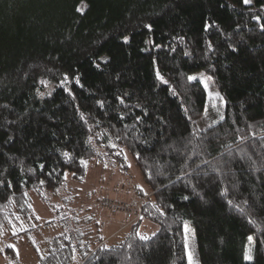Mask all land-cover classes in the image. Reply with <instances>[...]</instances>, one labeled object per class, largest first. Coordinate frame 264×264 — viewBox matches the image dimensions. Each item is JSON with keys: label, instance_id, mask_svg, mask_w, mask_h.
Returning a JSON list of instances; mask_svg holds the SVG:
<instances>
[{"label": "trees", "instance_id": "1", "mask_svg": "<svg viewBox=\"0 0 264 264\" xmlns=\"http://www.w3.org/2000/svg\"><path fill=\"white\" fill-rule=\"evenodd\" d=\"M261 24L264 0H0V181L11 183H0V237L39 220L30 193H57L102 150L126 149L148 187L135 193L138 221L106 244L68 229L40 264H191L188 231L200 264H264ZM199 71L221 112L187 79ZM145 221L159 226L150 241L137 235L153 236ZM4 253L16 262L13 245Z\"/></svg>", "mask_w": 264, "mask_h": 264}, {"label": "rangeland", "instance_id": "2", "mask_svg": "<svg viewBox=\"0 0 264 264\" xmlns=\"http://www.w3.org/2000/svg\"><path fill=\"white\" fill-rule=\"evenodd\" d=\"M195 75L207 82L209 102L221 112L224 102L214 79L200 71ZM117 155H123L124 162L116 161ZM117 155L111 156L102 150L89 162L81 180L68 173L57 193H30L34 215H38L39 220L27 223L22 220L16 224L14 231L20 233L16 240H11L9 234L0 237V264L10 263L9 255L4 253L6 243L15 248L17 260L14 264H40L48 249V241L68 229L70 233L78 228L81 232L76 230L74 234H83L86 241L94 235L97 239L100 233L105 244L117 241L119 235L127 232L140 218V201L135 193L147 191L148 187L129 150L119 151ZM158 229L159 226L152 221L141 224V231L148 235ZM187 236L191 264H200L193 231H188Z\"/></svg>", "mask_w": 264, "mask_h": 264}, {"label": "snow or ice", "instance_id": "3", "mask_svg": "<svg viewBox=\"0 0 264 264\" xmlns=\"http://www.w3.org/2000/svg\"><path fill=\"white\" fill-rule=\"evenodd\" d=\"M251 3H252V0H243V4H245V5H249V4H251ZM77 11L82 13V12L84 11V9L78 7V8H77ZM253 18H254L255 20H257V21H259V19H260L259 16H254ZM145 27L148 28V29H151V28H152V25H151V24H147V25H145ZM211 27H214V25L209 24V23H205V25H204V29H205V30H208V29L211 28ZM260 27H261L262 29H264V24H261ZM130 39H131L130 36H124V37H123V41H124L125 43L129 42ZM208 50H209V51H212V48H211V45H210V44H209V49H208ZM185 54L187 55L188 53H185ZM108 62H109L108 59H105L104 57H101V58H100V63L107 64ZM95 66H96L97 68H99L100 65H99V64H96ZM157 75H158V77L163 81L164 84H167V83H168V81H167V80H164L162 76H159V73H157ZM67 78H68V77H67V73H64V80L61 82V86H63V84L67 81ZM74 79H76L77 84H79V79H78V78H75V77H74ZM187 79H188L189 81H191V82L203 83V85H204L205 88L208 87L207 82H206V81H203L202 77H198L197 75H190V76L187 77ZM39 83H41V84H45L46 82H45L44 80H40ZM36 95H37L40 99H43L44 96H45V93H44V92H40V91L37 89ZM47 95H48V96H51V95H52V92H51V91L47 92ZM70 95H74V94L70 92ZM117 99H118V101H119L120 104H123V103H124V97H122V96H121V97H117ZM97 104H98V106H99L100 108H103V107H104V101H103V100L98 101ZM5 107H7V106H5ZM136 107L139 108L140 105L138 104V105H136ZM145 115H147L146 112H145ZM81 119H84V117H83L82 114H81ZM121 119H123L122 116H121ZM135 119H136V120H141V117L137 116V117H135ZM219 119L222 121V120H224V117H223V116H220ZM10 123H11V122H10ZM66 139H67V137H66ZM113 147H115V145H113ZM64 155H65V156H68L69 154H68V153H64ZM85 163H86V162H85ZM38 167H39V169L41 170V172H43V171L45 170V165L42 164V163L39 164ZM30 171H32V170H30ZM158 174H163V173L158 172ZM47 175H48L49 180H50V179H51V176H52V173L49 172ZM177 179H180V178L178 177ZM0 183H5L7 187H11V183H10V181H8V182L0 181ZM40 183H44V181H40ZM165 187H166V185H165ZM225 192H227V189H225ZM184 199H189V197H188V196H185ZM227 203H228L229 205H231V204H232V201L229 200V201H227ZM185 228H187V225H185ZM137 235L139 236V238H140L142 241H150V240H151L156 234L154 233L152 237H150V236H141L139 233H137ZM248 240H249V241H252V240H253V237H252V236H249V237H248ZM107 247H108V246L105 245V248H107ZM129 247H131V245H129ZM246 259L250 262V264H255V259H254V257H253L252 255H248V256H246Z\"/></svg>", "mask_w": 264, "mask_h": 264}]
</instances>
